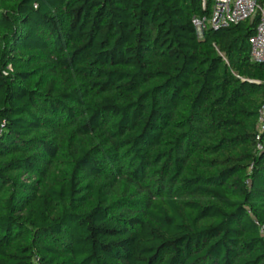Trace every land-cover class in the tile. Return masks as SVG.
Wrapping results in <instances>:
<instances>
[{"label":"trees","instance_id":"16d2710c","mask_svg":"<svg viewBox=\"0 0 264 264\" xmlns=\"http://www.w3.org/2000/svg\"><path fill=\"white\" fill-rule=\"evenodd\" d=\"M213 7L0 0V264H264L259 13Z\"/></svg>","mask_w":264,"mask_h":264},{"label":"built area","instance_id":"2783aa9c","mask_svg":"<svg viewBox=\"0 0 264 264\" xmlns=\"http://www.w3.org/2000/svg\"><path fill=\"white\" fill-rule=\"evenodd\" d=\"M259 13V21L254 34L250 37L251 61L264 62V3L259 0H214L212 15L207 21L214 28L236 24ZM204 20H196L195 23ZM262 146L259 145V149Z\"/></svg>","mask_w":264,"mask_h":264},{"label":"rangeland","instance_id":"374dc122","mask_svg":"<svg viewBox=\"0 0 264 264\" xmlns=\"http://www.w3.org/2000/svg\"><path fill=\"white\" fill-rule=\"evenodd\" d=\"M196 26H197V30H198L199 34H201L204 24L196 22Z\"/></svg>","mask_w":264,"mask_h":264}]
</instances>
